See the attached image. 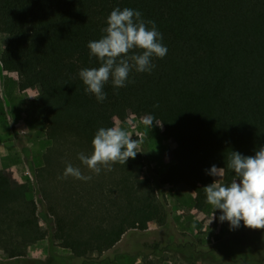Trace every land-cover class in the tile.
<instances>
[{
	"label": "trees",
	"instance_id": "trees-1",
	"mask_svg": "<svg viewBox=\"0 0 264 264\" xmlns=\"http://www.w3.org/2000/svg\"><path fill=\"white\" fill-rule=\"evenodd\" d=\"M116 8L153 21L168 51L153 58L150 73L133 69L125 87L109 80L98 102L79 72L99 67L87 45L104 35ZM0 21L9 25L3 70L17 75L20 92L41 89L50 147L36 171L38 194L53 218L52 242L74 260L102 264L131 231L166 226V187L193 192L195 210L204 211L213 177L206 170L234 174L231 151L248 156L264 147V0H0ZM131 115L159 124L174 145L173 164L158 180L143 176L141 154L99 174L78 159L92 154L100 128ZM6 119L0 91V125ZM68 164L91 180L62 178ZM30 192L29 181L0 173V253L10 260L48 238ZM213 214L230 228L220 210Z\"/></svg>",
	"mask_w": 264,
	"mask_h": 264
},
{
	"label": "rangeland",
	"instance_id": "rangeland-1",
	"mask_svg": "<svg viewBox=\"0 0 264 264\" xmlns=\"http://www.w3.org/2000/svg\"><path fill=\"white\" fill-rule=\"evenodd\" d=\"M8 30L9 25L0 21V58L7 46ZM17 81V75L5 72L0 63L1 96L7 115L0 125V142L9 144V153H18L21 159L19 162L17 158H7V162L0 163V173L6 180H12L19 167L28 171L30 198L37 202L39 223L48 238L32 247L25 258L10 260L0 253V264H83L51 240L53 218L38 194L36 181L42 156L50 147L45 135V110L38 101L41 89L36 87L22 96L17 92ZM115 127L137 140V155L143 156L146 165L144 177L158 180L173 164L174 145L163 137L159 124L151 125L147 118L131 115L126 122L116 121ZM234 179V174L224 171L221 176L212 177L209 185L217 180L227 186ZM164 194L167 225L159 227L151 223L144 231H131L106 256L109 260L99 259L104 261L102 264H264V229H249L241 222L239 229L233 231L215 220L213 205L208 204L202 212L195 210L193 192L182 193L166 187ZM111 259L114 261L110 262Z\"/></svg>",
	"mask_w": 264,
	"mask_h": 264
},
{
	"label": "clouds",
	"instance_id": "clouds-1",
	"mask_svg": "<svg viewBox=\"0 0 264 264\" xmlns=\"http://www.w3.org/2000/svg\"><path fill=\"white\" fill-rule=\"evenodd\" d=\"M106 23L107 27L102 30L104 35L87 45L99 67L84 68L79 72L85 91L93 94L98 102L106 99L104 87L109 80L116 88L125 87L133 69L138 73H150L155 67L153 58L162 59L168 51L155 23L143 20L138 10L116 8ZM137 143L122 129L100 128L92 141V154L80 153L78 159L99 174L101 167L110 171L113 164L125 165L129 158L134 159L138 153ZM227 167L233 170L236 179L227 186L217 180L205 186L207 202L221 211L219 221H227L230 229L239 228L241 222L249 229H264V147L248 156L231 151ZM206 172L219 177L224 168L212 165ZM68 176L84 181L92 178L84 176L80 168L71 164L67 165L62 178Z\"/></svg>",
	"mask_w": 264,
	"mask_h": 264
},
{
	"label": "crops",
	"instance_id": "crops-1",
	"mask_svg": "<svg viewBox=\"0 0 264 264\" xmlns=\"http://www.w3.org/2000/svg\"><path fill=\"white\" fill-rule=\"evenodd\" d=\"M40 88V87H39ZM33 89L26 91V92H20L19 88H18V81H17V92L22 95V96H27ZM0 91H1V87H0ZM10 121V118L8 119ZM20 119H19V123H20ZM10 150V145L5 143V142H0V163L1 162H7V158L13 159V158H17L19 159V162H21V159L19 157L18 153H9ZM9 153V154H8ZM12 154H16V155H12ZM18 172L14 177H12V180L18 184H24L27 182L28 177V171L24 170V168L21 166L18 169ZM27 177H26V175Z\"/></svg>",
	"mask_w": 264,
	"mask_h": 264
},
{
	"label": "built area",
	"instance_id": "built-area-1",
	"mask_svg": "<svg viewBox=\"0 0 264 264\" xmlns=\"http://www.w3.org/2000/svg\"><path fill=\"white\" fill-rule=\"evenodd\" d=\"M140 138H142V136H140Z\"/></svg>",
	"mask_w": 264,
	"mask_h": 264
}]
</instances>
